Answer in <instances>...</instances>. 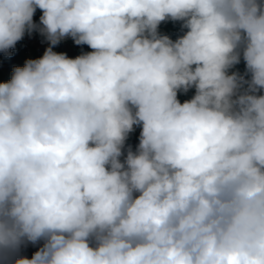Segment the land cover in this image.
<instances>
[{"label": "clouds", "instance_id": "9594fccd", "mask_svg": "<svg viewBox=\"0 0 264 264\" xmlns=\"http://www.w3.org/2000/svg\"><path fill=\"white\" fill-rule=\"evenodd\" d=\"M34 31L0 83V264H264V0H0V52Z\"/></svg>", "mask_w": 264, "mask_h": 264}, {"label": "crops", "instance_id": "0c3cea01", "mask_svg": "<svg viewBox=\"0 0 264 264\" xmlns=\"http://www.w3.org/2000/svg\"><path fill=\"white\" fill-rule=\"evenodd\" d=\"M42 13V12H41ZM181 23L179 21L173 22V21H166L163 22L159 26V31L161 34H165L170 36L171 39L175 40L179 36L183 35V32L186 31V29L181 28ZM21 42L25 45V48L27 50L28 56L30 59H38L42 57L40 48L41 46L39 45V42L34 38L32 34H25L23 40ZM26 43H34L36 46L35 47H30V49H27ZM53 51L57 53H65L69 58H75L76 56L80 55L81 53L84 52H89L91 49L87 45H76L72 38L68 37L60 41L57 45L53 46ZM230 73L232 71H238L241 74L245 73V62L241 58V61L239 64H237L233 69L229 70ZM9 75L8 70L4 66V64L0 60V76L1 77H7ZM246 79H250V75L245 77ZM195 94V89H190L187 93L180 92L178 93V99L182 102L185 100H189L192 98V96ZM264 94V92L260 93ZM137 131H141V128L139 126L135 127V130L130 133L129 135H133ZM129 146L126 143V147ZM133 149V148H132ZM134 150V149H133ZM123 159V157L121 158ZM42 243V242H41ZM38 246L40 247L41 244L38 243ZM37 251L33 247H24V252L23 256H26L28 258H31L32 254Z\"/></svg>", "mask_w": 264, "mask_h": 264}, {"label": "trees", "instance_id": "16d2710c", "mask_svg": "<svg viewBox=\"0 0 264 264\" xmlns=\"http://www.w3.org/2000/svg\"><path fill=\"white\" fill-rule=\"evenodd\" d=\"M41 15H42L41 10L37 9L33 17V20L37 25H39V18ZM32 35L39 42V45L41 46L40 51L43 56L46 48L49 47L48 41L39 33V31H34ZM28 45L31 48L36 46L34 43H28ZM9 53L0 52V60L9 72V75L7 77L0 76V83L9 81L12 76L13 68L23 67L25 61L30 59L27 50L25 48V45L21 42V40L17 42L14 48L9 50ZM23 252H24V247H22L20 255H23Z\"/></svg>", "mask_w": 264, "mask_h": 264}, {"label": "built area", "instance_id": "2783aa9c", "mask_svg": "<svg viewBox=\"0 0 264 264\" xmlns=\"http://www.w3.org/2000/svg\"><path fill=\"white\" fill-rule=\"evenodd\" d=\"M26 47H27V49H30V46L27 43H26ZM139 135H140V131H137L132 136L129 135V137L126 141V143L128 145H130L134 150L136 149L137 145L139 144ZM25 247H33L35 250H38V248H39L38 244H36V245L27 244Z\"/></svg>", "mask_w": 264, "mask_h": 264}]
</instances>
